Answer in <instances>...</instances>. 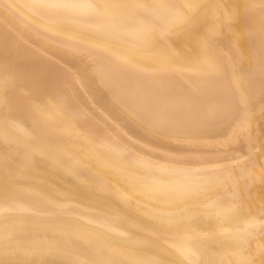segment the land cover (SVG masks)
Segmentation results:
<instances>
[{"label": "bare ground", "instance_id": "obj_1", "mask_svg": "<svg viewBox=\"0 0 264 264\" xmlns=\"http://www.w3.org/2000/svg\"><path fill=\"white\" fill-rule=\"evenodd\" d=\"M0 264H264V0H0Z\"/></svg>", "mask_w": 264, "mask_h": 264}]
</instances>
